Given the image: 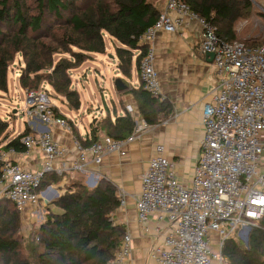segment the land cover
Listing matches in <instances>:
<instances>
[{
    "label": "trees",
    "instance_id": "trees-1",
    "mask_svg": "<svg viewBox=\"0 0 264 264\" xmlns=\"http://www.w3.org/2000/svg\"><path fill=\"white\" fill-rule=\"evenodd\" d=\"M181 1L214 26L222 41L242 42L249 47L264 44L238 41L236 22L251 15V0ZM161 13L150 0H0V92L8 91L9 68L20 56L24 68L19 81L24 90H38L45 83L77 112L81 99L73 89L70 72L92 59L93 54H106L107 39H112L120 44L115 48L119 71L125 80H131L133 68L140 70L148 51L141 37L156 24ZM61 55L70 58L55 61ZM123 82L128 88L118 94L134 97V113L126 110L112 119L108 112L86 139L79 136L71 120L54 108L84 147L97 142L99 134L126 139L137 117L152 127L172 115L171 103L161 94L145 90L142 82L139 88ZM8 132L9 123L0 118V145L5 143L2 150L26 153L21 140L32 133L30 127L12 139ZM1 167L0 152V180ZM60 180L55 171L44 173L40 191ZM53 206L59 212L52 210ZM120 207L118 189L107 179L92 188L81 178L75 179L58 200L47 206L45 221L31 239L23 242L19 237L23 213L10 200L0 198V264H110L126 235L124 225L115 222ZM263 224L264 220L252 227L248 246L238 237H228L221 250L223 264H264Z\"/></svg>",
    "mask_w": 264,
    "mask_h": 264
},
{
    "label": "built area",
    "instance_id": "built-area-1",
    "mask_svg": "<svg viewBox=\"0 0 264 264\" xmlns=\"http://www.w3.org/2000/svg\"><path fill=\"white\" fill-rule=\"evenodd\" d=\"M251 1L264 15V0ZM191 21H198L201 26L200 49L205 55L214 54L219 80L212 100L204 108V138L192 185L185 186L178 180L163 145H157L141 177V193L136 199L139 221L145 224L154 213L162 212L172 225L162 248L152 254L158 264H213L215 260L223 264L224 241L238 231L237 237L243 241L249 228L264 220V44L249 47L242 42H224L216 28L186 3L166 0L156 24L141 37V42L148 45L140 65L141 82L153 95L161 94L154 66V42L159 33H176ZM54 108L47 91L27 92L26 116L48 130L30 133L21 142L26 154L35 149L42 152V172L28 171L15 163L11 158L16 153L13 149L1 154V197L14 203L23 214L39 204L44 173L56 172V161L67 155V149L54 139L49 128L71 132V127L66 119L56 115ZM127 110L134 113L130 106ZM148 128L137 117L135 128L126 139L108 137L89 147L74 139V171L87 172L88 155L96 164L115 153L126 157L127 146L142 138ZM34 129L38 131V127ZM125 204L121 197V206ZM213 235L219 237V253L212 251ZM130 253L131 237L126 233L110 264H126Z\"/></svg>",
    "mask_w": 264,
    "mask_h": 264
},
{
    "label": "crops",
    "instance_id": "crops-1",
    "mask_svg": "<svg viewBox=\"0 0 264 264\" xmlns=\"http://www.w3.org/2000/svg\"><path fill=\"white\" fill-rule=\"evenodd\" d=\"M150 1L161 12L165 10L166 0ZM200 43L201 26L198 21L189 22L176 33H159L157 36L154 42V66L160 80L161 95L171 103L173 113L161 124L149 126L142 138L128 145L126 157L115 153L106 156L100 164H96L93 156L88 155L87 172L77 173L74 171L77 151L74 147L73 133L63 128H49L54 139L67 149V155L55 163L56 173L61 177L60 182L46 186L51 188L43 190L42 198L54 203L66 192L70 182L78 178L90 188L96 186L103 178L110 181L126 202L115 215V222L124 225L126 233L131 237V253L126 264H158L152 254L155 249L162 248L164 240L172 230L167 215L162 212L154 213L148 222L143 224L139 221L136 209V199L141 193V177L146 172L157 145L165 147V155L174 164L178 180L185 186L192 185L204 138V108L212 100L219 80L213 61L201 52ZM134 69H136L135 73ZM135 75L139 81L138 86H133ZM126 81L131 87L139 88L140 70L134 67L132 79ZM118 97L119 108L115 105L112 112L107 110L112 119L124 115L129 106L132 109L137 107L132 95L118 94ZM107 113L99 120L106 117ZM99 120L94 121L84 136L80 133L79 126L75 125L79 136L83 139L88 138ZM26 126L35 134L48 130L40 126L37 120L30 122L28 119ZM35 126L38 127V131L34 129ZM106 138L108 137L99 134L98 140L104 141ZM11 158L28 171L42 172L45 168V157L39 149H35L30 154L15 153ZM212 238V251L219 253V237L213 235ZM213 264L220 262L215 260Z\"/></svg>",
    "mask_w": 264,
    "mask_h": 264
},
{
    "label": "rangeland",
    "instance_id": "rangeland-1",
    "mask_svg": "<svg viewBox=\"0 0 264 264\" xmlns=\"http://www.w3.org/2000/svg\"><path fill=\"white\" fill-rule=\"evenodd\" d=\"M260 1L257 0L259 3ZM236 31L238 41H249L254 44L264 43V15L260 7L253 3L251 15L247 19L236 22ZM106 45V54H93L92 59L85 61L80 67L70 72L73 89L78 91L81 99L79 111L71 110L66 101L62 97L56 96L53 88L49 85L44 83L39 87V89L47 91L52 104L57 106L63 115L71 120L74 125L79 126V131L83 136L94 121L105 115L108 109L112 112L115 105L119 108V97L114 84L117 79L126 82L117 66L115 48L119 47L120 44L115 40L107 39ZM59 57L70 58L69 55H61L56 56L55 61ZM23 68V59L17 56L8 71V91L6 93L0 92V118L9 123L8 135L10 139L23 131L28 123V117L24 113L27 103V91L21 87L19 81ZM135 72L136 69H134ZM138 83L139 81L135 75L133 86H138ZM4 145L5 143L0 145L1 154L7 153L2 150ZM3 187L4 184L0 180L1 199L4 198L1 197ZM48 205L45 198H42L33 210L23 214L19 230V237L23 242L31 239L33 232L45 221ZM52 210L59 212L55 206L52 207ZM237 235H239V231L232 234V237H237Z\"/></svg>",
    "mask_w": 264,
    "mask_h": 264
},
{
    "label": "water",
    "instance_id": "water-1",
    "mask_svg": "<svg viewBox=\"0 0 264 264\" xmlns=\"http://www.w3.org/2000/svg\"><path fill=\"white\" fill-rule=\"evenodd\" d=\"M206 57H208L210 61H213L214 54L213 53H207ZM114 85H115V90H116L117 93H122V92L126 91V89L128 88L127 85L123 82L122 79H117L115 81ZM46 202H47V204L51 203L49 201H46ZM250 232H251V228H249V230H248V235L242 237L243 241H244V244L246 246H248Z\"/></svg>",
    "mask_w": 264,
    "mask_h": 264
}]
</instances>
